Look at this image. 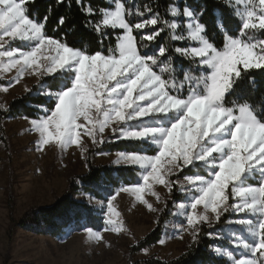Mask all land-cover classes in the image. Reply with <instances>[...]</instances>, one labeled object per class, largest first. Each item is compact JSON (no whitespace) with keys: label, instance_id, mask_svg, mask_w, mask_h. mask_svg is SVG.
<instances>
[{"label":"snow or ice","instance_id":"1","mask_svg":"<svg viewBox=\"0 0 264 264\" xmlns=\"http://www.w3.org/2000/svg\"><path fill=\"white\" fill-rule=\"evenodd\" d=\"M75 2L95 17L85 27L99 36L98 51L70 44L67 32L49 35L51 10L42 19L31 15L35 0H0V77L13 73L9 87L35 77L25 92L45 100L29 105L37 111L34 118L24 117L37 147L83 149L84 137L104 143L110 129L117 141L133 146L116 153L113 163L138 168L140 175L120 191L153 212L164 210L146 198L161 202L156 186L169 196L178 192L183 200L173 201L175 215L186 222L179 230L193 243L208 225L210 239H230L241 250L216 245L210 248L214 255L229 264H264V95L257 97L256 80L264 73V0H223L228 16L214 13V23L202 22L206 5L197 10L188 0L183 7L173 0L169 18L147 5L129 7L126 0H105L109 7L98 9L91 0ZM233 18L236 29L228 26ZM66 22L59 17L57 30ZM113 33L115 45L105 52ZM108 186L101 173L81 196L103 211L105 231L120 232L123 222L115 196H106ZM93 192L105 196L106 211ZM85 231L102 239L100 231Z\"/></svg>","mask_w":264,"mask_h":264},{"label":"rangeland","instance_id":"2","mask_svg":"<svg viewBox=\"0 0 264 264\" xmlns=\"http://www.w3.org/2000/svg\"><path fill=\"white\" fill-rule=\"evenodd\" d=\"M12 74L6 73L0 77V104L5 106L2 110L10 100L25 94L26 86L31 88L36 84L35 77L26 75L19 83L9 87L8 79ZM5 87H8L6 92L3 91ZM24 117L27 116L5 117L0 124V264H139L150 257L174 259L185 250L192 237L179 230L186 222L184 217L175 215L173 203L182 202L183 197L178 192H175V197H172L173 194L169 196L167 190L159 185L156 191L160 194L161 202L157 203L151 195L146 198L154 207L167 210L168 218L162 224L161 236L156 243L137 248L138 242L156 228L161 212L150 211L131 193L120 191L122 187L140 181L139 169L135 167V181L119 185L107 195L115 196L114 206L123 222L122 231H105L103 211L87 203L81 196L82 191L74 198L99 212L102 226L91 229L100 231L102 239L89 238L85 231L88 227L84 225L70 228L62 236L56 237L35 234L19 227L18 221L28 209L52 205L66 191L70 178L77 179V176L87 173L89 163L111 169L129 167L113 163L116 153L120 151L102 149L124 141H117L110 129L105 131L104 143H93L84 137L83 149L70 145L62 150L50 144L41 150L37 147V136L28 130L30 124ZM94 199L103 200L106 211L105 196H94ZM237 218L243 217H232ZM214 242L213 246L229 247L237 253L241 251L234 248V242L230 239H217ZM226 264H229L228 260Z\"/></svg>","mask_w":264,"mask_h":264},{"label":"trees","instance_id":"3","mask_svg":"<svg viewBox=\"0 0 264 264\" xmlns=\"http://www.w3.org/2000/svg\"><path fill=\"white\" fill-rule=\"evenodd\" d=\"M126 2L129 7L136 5L139 6L141 10L147 5L155 12H158L162 18H169L167 16L168 7L173 0H126ZM83 3L84 5H88L89 0H83ZM188 3L197 7V10H199L201 5H206L208 11L202 22L214 23L215 15H219L221 12L228 16V9L223 6V0H188ZM91 6L94 9H98L99 7H109V4L106 3L105 0H91ZM180 6L183 7V0H180ZM29 7L30 14L39 16L41 19L51 10L46 28L49 35L61 36L67 32L69 33V43L73 44L75 47H84L87 45L92 52L101 49L99 36H97L94 31H90L85 27V21L87 19H95V17L86 16L81 8L77 6L75 0H64L63 3H58L57 0H35V3L29 5ZM214 13L215 15H213ZM61 16L66 17L67 22L63 27H59V30H57V20ZM130 20L132 23L136 22V18L130 17ZM237 24L238 21H235L233 18L229 20L228 26L236 29ZM72 29H74V31ZM117 34L118 33H113L110 39L104 41L103 48L105 52L109 46L115 45V35ZM167 35V32L162 35L160 40L161 43L164 42ZM217 39L222 44V37H217ZM76 41H79V43H76ZM173 47H175V45H173ZM256 80L260 88L257 92V97H259L264 95V73H257ZM229 99H232V97H229ZM44 103L45 100L43 96L31 95L28 93L17 96L9 101L4 110L0 108V124L5 117H35L37 111L29 105ZM105 147L106 146L102 149L115 151L133 150V146L130 145L128 141L109 144L108 148ZM136 170L137 169L133 167L111 169L104 165L93 166L89 163L87 173L77 176V179L70 178L66 191L60 197L56 198L52 205L28 209L19 219L18 225L28 232L48 234L55 237L62 236L68 229L81 225L98 229L102 226V219L98 214L99 212L90 207L86 202L76 200L74 196L80 191L84 193L91 191L95 178L101 173L108 178L109 186L106 196L110 195L119 185L133 183L136 178ZM93 196L96 198L104 197L95 192H93ZM175 196L174 192L172 197ZM166 211L167 210H164L160 213V221L156 228L146 234L138 242V249L149 247L160 239L162 224L168 218V216H166ZM216 227L219 228V225ZM208 231H210L208 225H204L203 234L199 237L198 244L193 243L191 240L185 250L174 259L159 260L155 257H150L139 264H226L227 260L225 258L217 257L210 251V248L215 242L208 237Z\"/></svg>","mask_w":264,"mask_h":264}]
</instances>
